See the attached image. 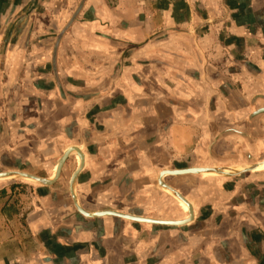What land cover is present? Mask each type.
Wrapping results in <instances>:
<instances>
[{
    "label": "crops",
    "instance_id": "1",
    "mask_svg": "<svg viewBox=\"0 0 264 264\" xmlns=\"http://www.w3.org/2000/svg\"><path fill=\"white\" fill-rule=\"evenodd\" d=\"M76 1L0 0V173L103 214L0 179V264H264V0Z\"/></svg>",
    "mask_w": 264,
    "mask_h": 264
},
{
    "label": "water",
    "instance_id": "2",
    "mask_svg": "<svg viewBox=\"0 0 264 264\" xmlns=\"http://www.w3.org/2000/svg\"><path fill=\"white\" fill-rule=\"evenodd\" d=\"M72 151H76L79 158H80V166L77 168V170L74 172V174L72 175L71 177V181H70V193H71V196L74 200V205L75 207L78 209L79 212H81L82 214H84L85 216H88V217H92V216H100L102 215L103 213H96V214H88L86 212H84L80 207L79 205L77 204V202L75 201V196H74V191H73V188H72V185H73V182L75 180V177L78 173V171L81 169V165H82V155L80 154V152L78 151L77 148H74V149H71V150H66L64 152V154L62 155V157L60 158L59 162H58V167H57V171H56V175L54 177L53 180H47V179H42V178H39V177H36L34 175H31V174H27V173H22V172H3V173H0V179H18V180H28V181H31V182H35V183H38V184H42V185H50L52 184L56 178L59 176L60 174V171H61V168H62V165L64 164V161L66 160V158L68 157V155L70 154V152ZM202 171H207L206 169H198V168H190V169H185V170H177V171H171V172H168L167 174H187V173H198V172H202ZM210 171H214V172H217L215 170H210ZM161 187L163 189H167L169 190L170 193H172L174 196H176L177 198H180L182 200L185 201V199L179 194L177 193L175 190H173L172 188L168 187L166 184L162 183L161 182ZM187 206L190 210V206L189 204L187 203ZM153 221V220H151ZM153 222H157V221H153ZM185 221H182V222H165V221H159L158 223H161V224H183L185 223Z\"/></svg>",
    "mask_w": 264,
    "mask_h": 264
},
{
    "label": "rangeland",
    "instance_id": "3",
    "mask_svg": "<svg viewBox=\"0 0 264 264\" xmlns=\"http://www.w3.org/2000/svg\"><path fill=\"white\" fill-rule=\"evenodd\" d=\"M86 1L87 0H77L76 1V3H75L76 6L73 9L74 10V18H72L70 21H68V19H67V21L65 23V27L63 28V30H61L62 33H61L60 37L62 35H64L72 27V25L75 24L76 21H78V16L80 15ZM104 1H105V4L107 6L112 7V8H116L118 6L120 0H104ZM58 39H60V38H58Z\"/></svg>",
    "mask_w": 264,
    "mask_h": 264
},
{
    "label": "bare ground",
    "instance_id": "4",
    "mask_svg": "<svg viewBox=\"0 0 264 264\" xmlns=\"http://www.w3.org/2000/svg\"><path fill=\"white\" fill-rule=\"evenodd\" d=\"M71 149H74V148H69L68 150H71ZM75 154H76V151H75ZM77 156V155H76ZM57 167H58V165H57ZM57 167L55 168V172L57 171ZM54 172V173H55ZM168 172H171V171H163L162 173H161V176L163 177L165 174H167ZM55 175H56V173H55ZM162 182V181H161ZM163 183V182H162ZM166 191H168L169 192V190H167L166 189ZM172 194V193H171ZM176 197V196H175ZM177 198V197H176ZM178 199V201H179V203L185 208V210H189V208H188V206H187V201L185 200H182V199H180V198H177Z\"/></svg>",
    "mask_w": 264,
    "mask_h": 264
}]
</instances>
